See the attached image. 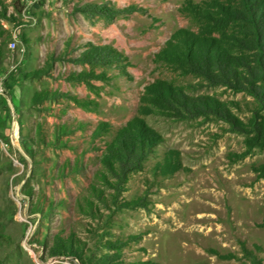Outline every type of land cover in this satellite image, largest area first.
<instances>
[{"label":"rangeland","instance_id":"obj_1","mask_svg":"<svg viewBox=\"0 0 264 264\" xmlns=\"http://www.w3.org/2000/svg\"><path fill=\"white\" fill-rule=\"evenodd\" d=\"M260 14L264 0H0V264H264ZM185 38L214 40L235 73L162 61ZM129 127L142 152L109 166Z\"/></svg>","mask_w":264,"mask_h":264},{"label":"trees","instance_id":"obj_2","mask_svg":"<svg viewBox=\"0 0 264 264\" xmlns=\"http://www.w3.org/2000/svg\"><path fill=\"white\" fill-rule=\"evenodd\" d=\"M250 1V0H249ZM254 4V3H253ZM264 19V14H260ZM181 40V41H180ZM175 46H170L165 49L160 55L162 61L167 64L173 65L175 68L187 69L188 71H209L211 68L218 72H224L226 74L235 69H232L229 61H227V54L225 51L219 50V46L214 40H196L188 38L180 39ZM180 41V42H179ZM188 46H192V49H188ZM218 48V49H217ZM228 64V65H227ZM77 80L81 77L77 75ZM166 93V91H164ZM36 98L47 99L53 98V94L48 91L40 92L36 95ZM261 121L257 123V127L254 132L256 138L255 145L264 146V117H260ZM65 128V127H64ZM63 134L69 132L64 131ZM144 134L140 129L129 127L124 129L120 137L114 142L112 151L108 155V165L111 164H135L137 155L135 149H139L142 152V140ZM141 137V140L139 138ZM135 264V263H132ZM148 264V263H137Z\"/></svg>","mask_w":264,"mask_h":264},{"label":"built area","instance_id":"obj_3","mask_svg":"<svg viewBox=\"0 0 264 264\" xmlns=\"http://www.w3.org/2000/svg\"><path fill=\"white\" fill-rule=\"evenodd\" d=\"M12 46L15 47V43H12Z\"/></svg>","mask_w":264,"mask_h":264}]
</instances>
